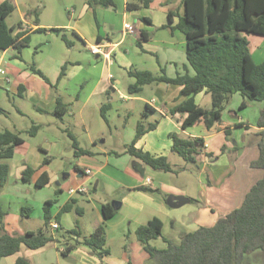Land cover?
<instances>
[{"label": "crops", "instance_id": "crops-1", "mask_svg": "<svg viewBox=\"0 0 264 264\" xmlns=\"http://www.w3.org/2000/svg\"><path fill=\"white\" fill-rule=\"evenodd\" d=\"M6 1L0 0V4ZM12 1L16 9L6 23L15 27L14 35L20 36L18 42L26 41L27 46L3 50L2 64L10 82L0 78V89L31 104L35 121L24 129L15 122L11 125L3 122L0 126V133L11 131L23 138L15 146L14 156L0 161L9 165L8 180L0 185V204L7 213L5 230L9 235L39 231L44 225L45 204L51 201L50 223L60 226L57 230L50 227L56 238L58 233L76 229L82 237L88 236L94 227L106 224L109 253L99 258L82 244L80 237L81 244L67 257L76 260V264H148L150 255L136 237L140 226L158 218L163 223V237L179 244L183 234L212 227L242 205L246 194L264 174L263 170L251 166L259 158L261 129L257 123L264 103L248 101L241 109L244 98L237 93L231 97L220 121L208 127L207 119L203 118L195 126L183 129L181 124L186 115L172 113L188 98L181 95L182 87L152 84L144 86L140 96L129 93L127 96L116 86L121 84V79L112 74L119 57L120 67L127 75L129 70H138L120 50L126 37L135 35L141 52L155 53L159 71L171 78L185 73L194 75L187 60L186 36L176 29L179 18L173 15L170 22L168 17L170 12L181 9L182 0H153L149 9L137 10H128L130 0H113L115 7L92 6L90 0ZM144 17L151 24L143 22ZM126 25H131L134 32L127 33ZM141 31L146 32V41L140 42ZM262 41L256 43L255 52L249 41L252 57L258 64L264 62L258 60L264 58V38ZM144 44H152L154 52L146 50ZM96 46L102 47L104 55L92 52ZM96 60L101 65L100 62L96 65ZM34 70L42 72L48 81L37 76ZM148 87L153 92L149 98L143 96ZM105 98L111 102L106 117L109 113L116 115L114 104L118 107L119 103L144 104L143 122L138 124L156 127L144 134L136 146L155 157L165 156L176 173L157 172L125 153L126 146L136 137L137 127L118 145L106 148L103 143L107 139L99 142L96 105L102 116ZM195 100L202 108L211 109L212 98L206 91L198 93ZM0 107L3 108L1 104ZM249 108L255 111L252 120L245 115ZM57 110L64 114L58 116ZM16 113L27 115L22 107H17ZM0 115L8 116L6 111ZM33 125H39L40 130L32 137L27 131ZM173 134L204 141L194 164L186 163L172 151ZM71 136L81 149L92 155L76 156ZM41 150L46 152L47 163ZM63 159H68L69 164L65 165ZM27 167L34 170L29 183L23 180ZM88 170L90 175L86 174ZM81 186L89 192L69 194L70 189ZM117 203H120L118 213L105 219L103 206ZM66 206L71 210L65 211ZM23 208L27 209L26 216L22 215ZM62 241L63 244L54 242L36 250L22 248L4 259L12 264L19 258L31 264H54L61 260L59 254L66 244L73 243L71 238ZM164 244L161 239L152 242L160 249ZM262 256L264 259L263 252ZM246 264L250 263L246 260Z\"/></svg>", "mask_w": 264, "mask_h": 264}, {"label": "trees", "instance_id": "trees-1", "mask_svg": "<svg viewBox=\"0 0 264 264\" xmlns=\"http://www.w3.org/2000/svg\"><path fill=\"white\" fill-rule=\"evenodd\" d=\"M153 0H130L128 10L149 9ZM90 5L115 7L113 0H90ZM16 9L12 0L0 4V50H7L11 46L18 49L27 46V42H18L19 35H14L15 27H9L6 20ZM178 16L176 29L180 30L187 40V60L194 75L187 73L174 78L166 74L155 75L151 71L129 70L128 76L135 80L129 85L128 93L139 95L144 86L152 84H168L182 87L181 95L188 96L172 113L186 115L182 128L195 126L201 119L206 118L208 127L221 120L227 104L234 94H240L244 101L240 108L247 106L248 101L264 103V62L256 63L252 57L250 42L242 33L264 36V0H182V7L175 13H169V21ZM143 22L151 24L150 19L142 18ZM59 31V30H58ZM64 42L69 45L63 36ZM147 40L145 31H141L140 42ZM140 45V43H139ZM65 71V69H63ZM34 73L48 81L39 70ZM206 91L211 95L212 105L206 110L196 103L195 96ZM60 103V102H59ZM59 107V104H58ZM111 107L105 103L102 107V116ZM149 108V107H147ZM62 116L63 111H55ZM4 109L0 107V114ZM258 143L259 158L251 166L264 172V109L259 117ZM156 126L138 124L134 141L126 146V152L134 159L157 172L176 173L165 156L155 157L147 151L137 148V141ZM40 126L33 125L27 134L36 136ZM172 151L177 153L186 163L194 164L199 148L204 146L200 138H184L178 134L171 136ZM75 155H92V152L81 149L76 139L71 136ZM20 133L5 131L0 133V161L11 159L14 156L15 146L22 143ZM44 162L49 161L46 152ZM33 169L27 167L23 180L30 182ZM9 177V165L0 162V185ZM48 181L45 182V184ZM38 186H42L38 183ZM44 207V225L37 232H27L24 235H9L5 230L6 211L0 204V261L26 248L36 250L51 243L63 244L62 239H72L73 243L66 244L61 255L67 258L71 251L80 245L78 238L83 235L79 230L62 233L60 238L51 233V215L49 206ZM120 203L103 206L105 219L112 218L118 213ZM26 208L22 215L26 216ZM31 209L28 210L30 212ZM65 211L71 207L66 206ZM163 223L154 218L148 224L140 226L136 237L145 252L150 255L148 264H246L247 256L255 252L264 253V174L263 177L246 194L242 205L231 213L220 218L212 227H200L196 231L183 234L179 244L168 240L162 234ZM82 244L88 246L99 258L108 253L106 224L101 223L93 228L90 235L84 236ZM163 240L166 246L157 248L152 245L155 240ZM15 264H31L25 258H19Z\"/></svg>", "mask_w": 264, "mask_h": 264}, {"label": "rangeland", "instance_id": "rangeland-1", "mask_svg": "<svg viewBox=\"0 0 264 264\" xmlns=\"http://www.w3.org/2000/svg\"><path fill=\"white\" fill-rule=\"evenodd\" d=\"M67 13L68 12L66 11L65 14L67 15ZM14 19L17 20V16H14ZM242 35L247 37L248 40L251 42V47L253 48L254 52L256 51V43L261 44L263 42L262 39L264 38V36L256 35V34L242 33ZM69 37L74 40V37L71 34H69ZM60 43L63 42L61 41ZM138 44H139V40L136 38L135 35H128L125 39L124 44L120 48L122 54L126 56L129 64L133 65L134 69L150 70L154 74H162V72L159 71V63L157 61V57L155 53L153 54L149 52H145V53L141 52V50L138 48ZM144 45H145L144 48L146 50H151V52L154 50L153 49L154 46L152 44H144ZM258 60H264V58ZM99 62H100L99 60H96V65L97 63L99 64ZM120 62H121V58L119 57L117 64L112 68V74L116 78L121 79V84L119 85L116 84V86L123 92L124 95L129 96L127 87L129 84L134 83L135 80L129 77L125 72V70L120 67ZM99 65H101V62ZM147 89H148L147 93L144 94L143 96L149 98L153 92L149 87ZM112 96L118 98V95H114V93L112 94ZM14 100H16V103L14 102ZM104 102L106 103L109 102L111 104L110 100L107 98L104 99ZM0 104L5 109L4 113L6 111V114H8L7 118H3L4 116L0 115V126L3 122H6V124L9 125L15 122L17 123L19 128L24 129L25 126L30 127L32 122L35 121L33 115L35 112L32 110L31 104H29L24 100H20V98L17 96H13L12 93L8 94L6 92V89L4 88L0 89ZM17 107H22L27 115L19 116L16 113ZM114 107L117 108L114 109L115 110L114 113H116V115H111L109 113L107 114L106 117V112H105V117L108 122L107 123L100 114V108L98 107V105H96V134H101L99 140L100 143H102L103 140L107 139V143H103V146H105L106 148H110L114 145H118L121 139H123L124 136L128 135V132L130 130L135 131L137 124L139 122H143L141 116V113L143 112L144 109L143 103L140 102L139 103L129 102L126 104L119 103V107L118 104H114ZM245 115L252 120L255 116L254 108H249L248 110H246ZM63 162L65 165L69 164L68 159H63ZM61 235L62 232L58 233L56 236L60 238ZM165 246L166 244H164L163 248ZM59 256L61 260H59L58 262H54V264H76L77 262L76 260H73V258H64L61 254H59ZM262 257H263L262 252L258 251L247 256V261L250 264H264V259ZM0 264H12V262H10V260L4 259L3 261L0 262Z\"/></svg>", "mask_w": 264, "mask_h": 264}, {"label": "built area", "instance_id": "built-area-1", "mask_svg": "<svg viewBox=\"0 0 264 264\" xmlns=\"http://www.w3.org/2000/svg\"><path fill=\"white\" fill-rule=\"evenodd\" d=\"M125 29H126L127 33H133L134 32V29L131 25H126ZM91 50L94 54L104 55V53L102 52L101 46L92 47ZM2 61H3V50H0V78L3 79L5 82L9 83L10 78L8 77V73H7L6 69H4V67H3ZM86 174L90 175L91 171L88 170L86 172ZM88 192H89V190L85 186H81L79 188L69 190V194H71V195L77 194V193H88ZM50 226H51L52 230H57L60 228L59 224L56 222H52L50 224Z\"/></svg>", "mask_w": 264, "mask_h": 264}]
</instances>
